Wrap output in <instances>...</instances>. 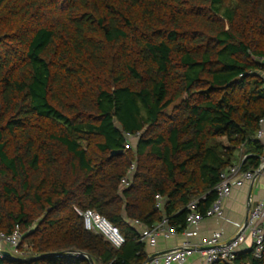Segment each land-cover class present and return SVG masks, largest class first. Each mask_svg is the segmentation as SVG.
<instances>
[{"label":"trees","instance_id":"16d2710c","mask_svg":"<svg viewBox=\"0 0 264 264\" xmlns=\"http://www.w3.org/2000/svg\"><path fill=\"white\" fill-rule=\"evenodd\" d=\"M262 117L264 0H0V233L18 226L26 254L0 264H91L65 251L141 264L133 222L160 221V195L181 232L224 169L259 166ZM76 208L124 243L86 230ZM217 264H264V250Z\"/></svg>","mask_w":264,"mask_h":264},{"label":"built area","instance_id":"2783aa9c","mask_svg":"<svg viewBox=\"0 0 264 264\" xmlns=\"http://www.w3.org/2000/svg\"><path fill=\"white\" fill-rule=\"evenodd\" d=\"M263 125L264 117L259 120V128L256 132V137L258 139H264ZM137 135H126L125 149H133V140L137 138ZM244 158L243 156L239 161H236L221 172L219 182L214 188L216 198L204 213L201 214L196 210L197 201H192L188 204L189 212L186 216V225L181 232H178L174 226L169 224L167 219L163 218L152 226L145 227V230L139 233V241L149 246L155 245L158 236L170 238L180 233L184 237L179 247L157 254L145 264H182L186 261L187 257L196 250L200 252L205 264H217L222 261L232 263L235 254L238 252L239 246L244 244L246 240L250 241L252 256L257 259L261 258L264 250V189L262 197L254 205L250 206L246 216L245 227L243 228L242 225L234 237L225 241L222 231L220 229H215L210 236L201 243H193L191 241L194 228L201 220L209 217L221 218L223 216V202L230 196L233 186L240 187L244 185L245 182H252L260 173H264V159H261V163L256 169L245 171L241 168ZM134 168L135 164L132 163L128 171ZM128 182L127 176L123 177L121 180L123 186H127ZM155 199L156 208L159 209L161 207L162 197L156 195ZM75 210L79 216L82 217L83 225L86 230L100 234L114 248H119L124 243V237L119 229L99 213L92 209L79 210L76 208ZM133 223L140 225L137 221ZM21 239L22 232L18 226H16L10 235L0 233V241L6 244L7 251L11 256H26L19 247ZM1 251L3 250L0 249V255L5 256ZM57 256L87 258L85 253L79 251H65L61 254H57Z\"/></svg>","mask_w":264,"mask_h":264},{"label":"crops","instance_id":"0c3cea01","mask_svg":"<svg viewBox=\"0 0 264 264\" xmlns=\"http://www.w3.org/2000/svg\"><path fill=\"white\" fill-rule=\"evenodd\" d=\"M264 126V125H263ZM264 147V139H259ZM264 159V151L263 157ZM133 170L127 171V176L131 177L133 174ZM264 189V173H260L255 180L252 182H245L242 186H233L231 189L230 196L224 200L223 202V216L221 218H204L201 222L194 228V234L191 237V241L193 243H201L206 240L213 230L220 229L223 234V238L225 241H228L232 237H234L237 232L242 227L245 217L247 216V207L248 205H254L263 194ZM250 193V196H249ZM164 202L165 199L161 200V207L159 210L162 212V219H166L164 215ZM134 228L137 229L138 233H141L145 230V226L140 224L137 225L135 223ZM184 237L182 234H177L170 238H164L162 236H158L156 238V242L154 246L146 245L144 246V253L146 256L145 261L150 258V256L154 254H161L165 251H168L173 248H177L183 242ZM0 249L3 251H7V246L3 242L0 241ZM250 249V241L246 240L244 244H241L238 248V252H245ZM143 261L141 264H144ZM178 264V263H173ZM182 264H205L200 252L198 250L194 251L189 257H187L186 261Z\"/></svg>","mask_w":264,"mask_h":264},{"label":"water","instance_id":"95a60500","mask_svg":"<svg viewBox=\"0 0 264 264\" xmlns=\"http://www.w3.org/2000/svg\"><path fill=\"white\" fill-rule=\"evenodd\" d=\"M119 153H122V150L112 151V152H111V156H112V155L119 154ZM249 196H250V193H249ZM249 208H250V205H248V207H247V213H248ZM245 221H246V217H245ZM245 221H244V223H243V228L245 227V224H246ZM243 228H242V229H243ZM241 231H242V230H241ZM239 233H240V232H239ZM1 253H2L3 255L7 256L8 258H11V259H14V260H18L17 257H12L11 254H10L8 251H1ZM48 255H51V254H45V255L34 256V257L27 258V259H25V260H30V261H31V260H37V259H40V258H44V257H46V256H48ZM155 255H156V254L150 256V258H148V259L144 262V264L147 263L149 260H151ZM87 258H88L89 262H90L91 264H93V260H92V258L89 257V256H88Z\"/></svg>","mask_w":264,"mask_h":264},{"label":"rangeland","instance_id":"374dc122","mask_svg":"<svg viewBox=\"0 0 264 264\" xmlns=\"http://www.w3.org/2000/svg\"><path fill=\"white\" fill-rule=\"evenodd\" d=\"M241 152H242V149H239L238 151H237V155H241ZM24 247L23 248H26L25 246H26V244L25 245H23ZM26 252H27V250H26Z\"/></svg>","mask_w":264,"mask_h":264}]
</instances>
